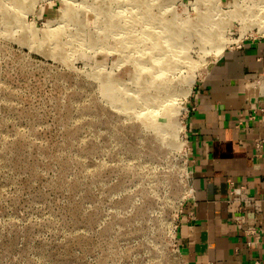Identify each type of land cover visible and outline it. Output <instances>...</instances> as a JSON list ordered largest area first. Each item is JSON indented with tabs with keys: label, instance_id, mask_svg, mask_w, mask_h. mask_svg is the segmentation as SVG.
I'll use <instances>...</instances> for the list:
<instances>
[{
	"label": "rangeland",
	"instance_id": "obj_1",
	"mask_svg": "<svg viewBox=\"0 0 264 264\" xmlns=\"http://www.w3.org/2000/svg\"><path fill=\"white\" fill-rule=\"evenodd\" d=\"M255 3L0 0V264H174L201 34L264 36Z\"/></svg>",
	"mask_w": 264,
	"mask_h": 264
},
{
	"label": "crops",
	"instance_id": "obj_2",
	"mask_svg": "<svg viewBox=\"0 0 264 264\" xmlns=\"http://www.w3.org/2000/svg\"><path fill=\"white\" fill-rule=\"evenodd\" d=\"M190 106L191 190L176 230L183 264H264V36L224 48L193 86ZM233 185L260 209L244 208L241 222Z\"/></svg>",
	"mask_w": 264,
	"mask_h": 264
},
{
	"label": "built area",
	"instance_id": "obj_3",
	"mask_svg": "<svg viewBox=\"0 0 264 264\" xmlns=\"http://www.w3.org/2000/svg\"><path fill=\"white\" fill-rule=\"evenodd\" d=\"M189 109L192 108V106L188 107ZM188 154H187V159H186V177H187V185H186V195L184 196V198L182 199L181 203L179 204L178 208H177V212L174 218V223H173V228H172V235H171V245H172V251L173 254L175 256V261L174 264H183L182 261V250L179 246V242L177 239V235H176V230L177 227L179 225V221H180V212H181V206H182V202L183 200L190 194V190L191 187L189 185V179H190V170H189V165H190V147L188 146ZM243 187L242 186H232L231 187V194H232V198L234 200H241V205H239V211L238 214L236 216V219L241 222L242 220H244V208H251L253 210L254 213H258L260 211L259 206L257 205V203L251 199L249 196H247V194L243 193ZM190 214H192V212L190 211ZM250 228H254V227H247V229ZM250 232H254V229H250ZM257 236V235H255ZM254 241L252 240H247V244L248 245H252Z\"/></svg>",
	"mask_w": 264,
	"mask_h": 264
},
{
	"label": "bare ground",
	"instance_id": "obj_4",
	"mask_svg": "<svg viewBox=\"0 0 264 264\" xmlns=\"http://www.w3.org/2000/svg\"><path fill=\"white\" fill-rule=\"evenodd\" d=\"M257 3H255V5L253 6V9H251L250 12H248L247 14H250L249 16L252 18V21H256L258 23V30L261 32H264V3H261V0H256ZM262 2H264V0H262ZM69 7L64 8V12L66 13V11H68ZM122 10V9H121ZM203 17V16H202ZM206 17V16H205ZM245 22V21H244ZM190 23V22H189ZM171 34V33H169ZM172 35V34H171ZM176 36V34L170 36V40L171 42L174 40V37ZM201 41H205L210 43L211 45L215 48L216 51V57L222 52L223 50V43L218 41V37H217V32L215 30H213V27L210 26L209 29L206 30V32H203L201 34ZM159 45V44H157ZM170 45H172L170 43ZM161 46L159 45V48L156 49H161ZM155 49V48H154ZM153 62H156V59L154 57ZM158 72H162L161 69H158ZM108 82V81H107ZM113 85V84H112ZM106 87V86H105ZM110 89V88H109ZM114 89V88H112ZM108 90V89H107ZM110 91V90H108ZM111 97V96H110ZM118 102V101H117Z\"/></svg>",
	"mask_w": 264,
	"mask_h": 264
}]
</instances>
